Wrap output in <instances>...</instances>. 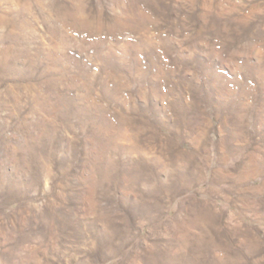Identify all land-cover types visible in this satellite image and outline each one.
Instances as JSON below:
<instances>
[{"label":"rangeland","instance_id":"rangeland-1","mask_svg":"<svg viewBox=\"0 0 264 264\" xmlns=\"http://www.w3.org/2000/svg\"><path fill=\"white\" fill-rule=\"evenodd\" d=\"M0 264H264V0H0Z\"/></svg>","mask_w":264,"mask_h":264}]
</instances>
